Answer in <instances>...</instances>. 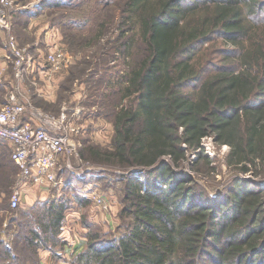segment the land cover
<instances>
[{
    "label": "trees",
    "instance_id": "1",
    "mask_svg": "<svg viewBox=\"0 0 264 264\" xmlns=\"http://www.w3.org/2000/svg\"><path fill=\"white\" fill-rule=\"evenodd\" d=\"M256 3L125 0L121 25L138 30L144 56L120 77L126 85L113 108L111 148L89 150L123 183V228L114 236L88 232L71 264H264V189L236 181L215 204L177 170L211 135L228 148L232 169L264 170V28L251 22ZM216 31L238 41L240 70L202 79L198 51ZM66 209L57 200L39 205L28 251L65 242Z\"/></svg>",
    "mask_w": 264,
    "mask_h": 264
},
{
    "label": "rangeland",
    "instance_id": "2",
    "mask_svg": "<svg viewBox=\"0 0 264 264\" xmlns=\"http://www.w3.org/2000/svg\"><path fill=\"white\" fill-rule=\"evenodd\" d=\"M43 1H48V6H42ZM124 2L0 0L1 102H6L8 94L14 93L17 102L25 105L24 118L30 117L32 110H39L49 117L64 111L69 115L68 120L79 126L78 134L71 137L70 150L58 160L55 186H40L48 190V195L42 201L28 205L22 194L17 206L2 216V220H8L4 230L9 234L7 245L17 259L16 264H26L27 258L31 264L37 260L35 249L32 247L33 251H28L25 236L30 228L36 227L34 211L47 201H61L67 207L62 226L70 243L65 241L53 251L43 247L53 255L64 250L63 246L68 248L69 254L80 252L88 232L100 231L107 236L122 232L123 183L109 174L113 168L94 162L89 150L111 148L113 108L120 101V86L126 85V80L121 81L120 77L129 70L128 66L138 63L144 56V46L135 35L138 30L127 22L121 25ZM256 4L258 17L250 20L264 28V0H257ZM248 8V5L242 7L246 16L250 15ZM256 25H251L250 34L257 31ZM222 32H214L198 51L200 62L205 66L202 79L225 70H240L236 66L238 41L232 42ZM11 42L31 60L33 69L24 73L22 79L15 75L17 57ZM124 42L126 45L122 44ZM243 44L249 46L246 40ZM60 52L69 56L68 66L56 72L42 71V65L49 67L45 64L48 54ZM262 71L264 73V69ZM227 151L228 148L213 135L205 137L201 140L200 150L190 152L177 168L183 170L189 184H196L215 204L224 200L228 186L236 181L256 183L264 189V170L255 176L232 169L226 164ZM201 155L206 156L207 161L201 160ZM10 181L9 190L8 184L0 186L3 194L0 205H6V199L9 203L16 186L20 185L18 170L12 168ZM97 197L103 198L107 209L95 202ZM5 249L0 245V255L5 254Z\"/></svg>",
    "mask_w": 264,
    "mask_h": 264
},
{
    "label": "built area",
    "instance_id": "3",
    "mask_svg": "<svg viewBox=\"0 0 264 264\" xmlns=\"http://www.w3.org/2000/svg\"><path fill=\"white\" fill-rule=\"evenodd\" d=\"M13 54L17 57L16 77L22 79L24 73L32 71L30 58H25L14 42H11ZM61 58H63L62 61ZM42 65V71H60L69 64V56L63 52L50 53ZM26 113L24 104L17 102L14 93L8 95L6 102L0 106V138L11 146V159L18 169L21 179H26L41 187L55 186L56 165L61 156L71 147V137L79 132V126L68 120V113L49 117L39 110H32L30 117L23 119ZM20 191L15 190L10 200L12 208L17 206ZM95 202L107 209L103 198H95ZM64 227L62 226V231ZM64 239V238H63ZM66 243H69L64 239ZM61 254V253H60ZM61 264H71L72 255H60Z\"/></svg>",
    "mask_w": 264,
    "mask_h": 264
},
{
    "label": "crops",
    "instance_id": "4",
    "mask_svg": "<svg viewBox=\"0 0 264 264\" xmlns=\"http://www.w3.org/2000/svg\"><path fill=\"white\" fill-rule=\"evenodd\" d=\"M1 98L2 96H0V104L3 105L5 102L4 103L3 101L1 102ZM7 99L8 96L6 97V100ZM12 168L18 170L11 159V146L8 143V141L4 140L3 138H0V186H6L8 184L7 186L8 190L11 184L10 179H11ZM16 189L20 191L21 195L23 194L24 201L28 205L35 204L36 201L39 200L42 201L48 195V190L40 188V186L32 183L31 181L21 178H20V185L19 186L17 185ZM2 196L3 194L0 191V202ZM6 202H7L6 205H0V245L8 248L7 243H9V236H8L9 234H6L4 230L5 229L4 227L7 226L8 220H2V216L6 215L8 209L11 210L12 207L10 206L11 204L10 201L8 203V200L6 199ZM62 234H63V238L67 240V237L64 235V230ZM68 242L70 243V241ZM63 247L64 250L56 251L55 255H53V252L44 248H38L34 250V254L37 256V260L33 264H61L62 259H60V256L58 257L56 253L58 255L61 253L64 256L66 254L67 255L73 254L72 257H74V255L77 254V252H72L71 254H69L66 252L68 248L66 246ZM11 260L13 261V263ZM16 260H17L16 257L12 253L10 254L5 253L3 255H0V264H16ZM30 261H31L30 258H27L24 262H26V264H31Z\"/></svg>",
    "mask_w": 264,
    "mask_h": 264
}]
</instances>
